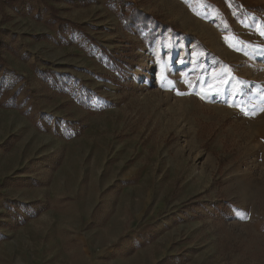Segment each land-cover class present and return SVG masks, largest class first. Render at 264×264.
<instances>
[{
	"label": "rangeland",
	"instance_id": "1",
	"mask_svg": "<svg viewBox=\"0 0 264 264\" xmlns=\"http://www.w3.org/2000/svg\"><path fill=\"white\" fill-rule=\"evenodd\" d=\"M248 6L0 0V264H264Z\"/></svg>",
	"mask_w": 264,
	"mask_h": 264
},
{
	"label": "trees",
	"instance_id": "2",
	"mask_svg": "<svg viewBox=\"0 0 264 264\" xmlns=\"http://www.w3.org/2000/svg\"><path fill=\"white\" fill-rule=\"evenodd\" d=\"M241 5H245V6H247V2H242L241 1ZM249 8H252V9H255V10H258V11H263L264 10V7H261V6H259V7H257V6H248ZM133 14L131 15V16H129V17H127V19H128V21L130 22V23H132L133 22V20L134 21H137L136 19H138V18H140V17H142L141 18V20L142 21H140V22H138V24H140V23H144V26H146V28L147 27H149V20L151 19V17L149 16V15H147V14H145V13H143L142 11H138V18H133ZM61 22H65V20H63L62 18H58ZM158 23H161L160 21H158V22H154L153 24L155 25V26H157V27H162V28H164V26L162 25V24H158ZM153 24H151V25H153Z\"/></svg>",
	"mask_w": 264,
	"mask_h": 264
},
{
	"label": "snow or ice",
	"instance_id": "3",
	"mask_svg": "<svg viewBox=\"0 0 264 264\" xmlns=\"http://www.w3.org/2000/svg\"><path fill=\"white\" fill-rule=\"evenodd\" d=\"M193 87H195L194 85H192ZM178 94H180V93H178Z\"/></svg>",
	"mask_w": 264,
	"mask_h": 264
}]
</instances>
